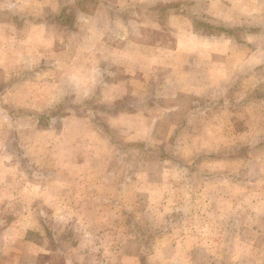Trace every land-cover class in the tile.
Masks as SVG:
<instances>
[{"label":"rangeland","instance_id":"1","mask_svg":"<svg viewBox=\"0 0 264 264\" xmlns=\"http://www.w3.org/2000/svg\"><path fill=\"white\" fill-rule=\"evenodd\" d=\"M109 1L111 6L120 7L122 12L113 13L111 11L108 24L104 29L98 23L100 16L90 28H79L77 20L80 13L75 16L72 14V9L68 12L67 24L75 26V32L72 39L67 35H62L64 41L60 47L68 48V50H63L65 52L64 68H79L81 73L77 77L78 86L75 83L71 85L70 76L64 80L63 94H58L56 99L57 103L63 100L62 103L59 102L60 105L54 108L50 96L45 95L42 100L49 97L52 104L48 108L29 109L27 106L14 108L16 104H24L23 101L7 98V96L4 98L3 84L0 85V92L2 91V94L0 93V202L7 199L12 200L13 211L16 209L19 211L21 199H24L26 203L24 210L28 208L27 200L34 203L36 197L37 199L42 198L43 204L46 201L49 202L47 207L46 204L38 205L47 216L42 224H39L38 215H33L36 218L32 217L34 225L38 223L40 227L33 230L32 239L43 242L46 248L53 252L56 251L55 254H46V257L41 258V262L48 264H65L64 256L67 253H69V259H76L80 262L87 254H84L83 250L80 252L79 248L113 250L112 264H134L133 262L136 264H173L176 259H183L182 254L174 255V251L181 248L185 238L183 223L187 224L186 229L189 226L192 229L197 228L202 223L199 221V214L205 210L204 213L211 215L210 208H217V215L222 218L218 220L222 229L216 232L215 240L212 242L213 248H228L229 243L226 241L221 245L219 239L235 229L230 230L227 226L231 224L229 217L225 219L222 216L233 214L234 217L239 218L240 215L246 213L245 205L232 207L229 203L231 199L234 202L237 201L236 204H238L239 201L243 202L242 197L245 198V191H251L252 200L255 201L253 214L258 219L264 217V205L261 206L264 200V145L258 146L247 140L251 134L256 139H264V65L255 67L252 76L243 77L241 81L239 78L240 82L238 78H233L225 92L216 94L213 92L214 98L210 96L214 88L205 86L209 93L207 100L196 98L197 102H194L192 113L202 114L196 124H192L191 121L186 125L178 124L188 115L189 109L185 107L186 100L181 104L184 106L178 109L176 115H167L171 122H176L175 127L173 126L175 132L168 133L170 126L160 127L156 132L162 137L166 135L168 139L164 142L161 141L163 140L161 137L157 139L158 143H155L154 149L159 147L161 151L156 150L155 154L152 152L148 155V158H153L154 169L157 173L163 174L164 169L159 166V163L162 165L170 158L176 170L174 173L171 172L176 175L174 178H169L168 175L165 178L172 179L173 183L179 184L177 189L179 202L167 204V199L161 197V194L146 191L145 168L151 175V182L148 184H159L161 177H155V174L150 172L148 166L145 165L147 156L144 155V150L151 146L150 142L146 144L144 138L150 132H147L146 127L142 125V119L137 117L140 111L135 108L138 104L135 96L143 98L142 94L128 91V86H132L135 81L134 67L147 69L153 64L154 71H166L167 68L163 66L170 65V60L168 58L158 59L156 67V60L147 58L149 51L155 47H161L163 53L170 51L184 35L192 39L193 45L190 46V52H192L198 51L196 43L201 35L210 37L211 40H217L214 37L222 35V44L217 42L207 45L208 49L212 47L220 49L225 45L224 40L228 38V35L241 34L244 30H235L215 23L212 16L201 12L198 7L199 3L195 4L194 1L185 2L192 9L188 14L191 17V30H186L182 26L177 27L176 21L182 17V14L172 11L173 8L170 5L174 2L169 0H157L156 6L159 8V13L152 14L138 10V5L144 4L143 0ZM99 2L102 3V0H79L73 5L75 9L97 8V11H100L96 15H100L103 7L99 5ZM174 4H181V2L176 0ZM13 16L21 24L20 15L13 13ZM141 16L148 18L140 19ZM226 16L229 17V14ZM138 19L139 21L135 22ZM30 20L31 18H28L25 24H28ZM32 21L35 19L32 18ZM255 28H257L256 23ZM26 29L20 27L18 31L14 30L13 34L16 38H22L28 34V29ZM83 33L84 37H82ZM259 37H255V40L264 42V36ZM83 38L84 41L81 42L80 39ZM102 38H105L106 42L110 39L111 44L104 45ZM87 39L92 40L87 41ZM75 40L80 43L74 45ZM51 47L49 43H46L44 51H51ZM260 50L256 58L264 60V44L262 43H260ZM90 54L95 55L93 66ZM109 57H111L110 61H108ZM77 58H79L78 62H76ZM200 59L202 58H199V61ZM94 67L96 69L94 79L86 77L88 71ZM97 69L100 72L99 75H97ZM106 70L109 71V75L104 76ZM109 81L112 85L111 92L104 90ZM116 82L124 86L121 96H115L116 90L114 91L113 86ZM154 84L153 82L150 86ZM184 89L185 85L179 86L175 82L170 91L176 90L184 96ZM150 98L153 97H147L145 101L151 100ZM175 104L178 102L175 101ZM141 108L142 111L148 110L145 106ZM71 114L75 115L77 121L70 119L69 125L63 123L61 119ZM29 115L31 117H28ZM37 119L40 123L36 121ZM206 121L212 125L207 122L200 126L202 131L206 130L201 133L204 136H197L193 141L190 140L193 136L189 134L194 133L198 123ZM39 134L44 138L43 143H38ZM69 138L78 140L75 142L80 146V149L77 148L78 154L76 152L73 155L64 154L62 147L68 144ZM93 142L96 143L95 146L92 145ZM199 145L202 146L199 147ZM225 149H232V151L228 152ZM82 152L94 153L97 156V166L111 169V176L105 178H107L106 182L111 183L116 190L110 196L111 205H95L94 217L96 216V219L94 221L80 220L77 222L76 217H73V220L70 218L74 213L73 216L76 213L82 214L83 210L77 208L74 200V195L76 196L77 193L74 194L76 189L74 190L72 186L76 183L73 182L80 179L76 178L73 166L77 161L78 164L86 165L87 158L80 156ZM165 154L168 155L165 156ZM134 168H139V175L135 176ZM126 170L130 177L128 182L132 186L127 187V192H132L134 196L123 201L124 190L119 185L123 176L119 175V172H126ZM80 173L82 174L81 181H90L91 177L87 172L81 170L78 175ZM219 175L226 179L225 185L217 182V180L221 182ZM246 177H248L249 185L245 184ZM189 182H191V187L187 184ZM84 184L86 183L83 182L81 184L83 186H77L81 188L80 192H85L86 185ZM155 199L158 205L150 203ZM11 210L1 209L0 216L10 213ZM190 214L195 217L190 218ZM61 215L64 217L58 220ZM68 222L72 228V234L63 242L53 237L55 229L61 225L64 227ZM256 222L260 227L264 226L263 221ZM237 224L238 241L241 245H246L247 233L244 232L246 229L242 227L241 221ZM222 230L225 232L223 233ZM67 231L70 232L71 229L68 227ZM206 232H208L206 235L210 236L214 229L206 230ZM256 234L254 248L264 247L263 228H260ZM72 238L75 239L72 243L79 240L73 246L74 248L71 243ZM58 248L71 249L68 250L69 252H57ZM87 253L91 260H96L95 253ZM207 260L209 262V258Z\"/></svg>","mask_w":264,"mask_h":264},{"label":"crops","instance_id":"2","mask_svg":"<svg viewBox=\"0 0 264 264\" xmlns=\"http://www.w3.org/2000/svg\"><path fill=\"white\" fill-rule=\"evenodd\" d=\"M76 1L79 0H0V85L3 84L2 89L4 88V98L7 96V98H13L14 100L21 99L23 101L24 104H16L14 105V108H20L23 106H27L29 109L48 108L52 106L50 98L54 103V108H56L59 102L63 101L60 100L57 103L56 99L58 94H63L62 87L66 77L70 76L72 80L71 85H74V83L76 86L79 85L77 77L81 72L79 68H64L65 62L63 56L65 55V52L63 50H68V48L64 49L60 47L64 41L62 35H67L68 38L72 39V35L75 32V26L72 27L67 24L68 20H66V18L69 16V10L72 9V14L75 16L80 13L79 18L77 17L79 28H90L91 24L95 23L100 16L98 23L101 24L100 26L103 27V29L108 24V16L111 11L113 13L122 12L120 7L111 6L109 0H102V3L99 2V5L103 7L101 8L102 12L100 15H96L100 11H97V8L81 7L75 9L73 3H76ZM156 1L157 0H146V3L145 0H143L144 4H139L138 10L150 14L159 13ZM169 1L175 3L176 0ZM177 1H180L181 4L171 3L170 5V7L173 8V12L182 14V17L176 21L178 23L177 27L182 26V28H186V30H191V17L188 16V14L191 13L192 9H190L185 2L194 1L195 4L199 3L198 7L201 12L208 13L212 16L215 23H219L224 27L234 28L235 30H244V32L241 34L228 35V38L224 40L226 41V43H224L225 45L223 44V48L220 49L218 47L208 49L207 45L208 43L211 44L217 42L222 44V35L214 37L217 38V40H211L210 37L201 35L198 37V43H196L198 44V51L196 50L192 52H190V46L193 45L192 39L188 35H184L181 40H178L175 48H172L170 51L163 53L161 47H155L149 51L147 58L156 60V67L158 66V59L165 60L168 58L170 60V65L163 66L167 68L166 71H154L153 64L150 67H147V69L134 67L135 81L132 86H128V91L130 93L139 92V94H142L143 96V98L135 96V99L138 101L135 108H138L140 111L138 112L137 117L142 119V125L146 127L147 132H150V134L152 133L151 136L148 134V136L146 135L144 138L146 144L148 145L150 142L151 146V148L144 150V155H146L147 158L149 153L153 152L155 154L156 150L157 152L161 151V148L159 147L154 149L155 143H158L157 139L161 137L163 139L161 140L162 142L167 141L168 139L166 135L162 137L161 134L156 132L160 127L167 125L171 127H168V133L175 132L173 126L175 127L176 122H171L167 115H176L178 109H182V106H184V104L181 105L184 103V100L187 101L185 102L187 103L185 107H187L189 111L188 115L185 116L181 122H178V124L181 123L186 125L190 123V121L192 124H196L202 114L195 115V112L192 113L194 111V102H197L196 98L197 100H207L209 97L207 94L209 93L205 86L212 87L215 90L217 89L216 91L213 89L214 91L212 90L210 92V96H213L214 98V95H212L213 92L214 94L225 92L233 78H238V82H240L243 77L247 78L252 76L255 72V67L258 68L259 66L262 67V65H264V60L256 58V55L261 51L260 43L264 44V42H260L258 39L255 40V37L260 36L259 38H262L261 36H264V0ZM13 13L20 15L22 19L21 24L20 21L16 20L13 16ZM227 14H229V17L226 16ZM146 17L147 16H141L140 19L146 20L148 18ZM28 18H31V20L28 24H25ZM32 18L35 19V21H32ZM136 21H139V19L135 20V22ZM255 23L257 24V28H255ZM20 27L27 28L28 34H25L22 38H16L13 34L14 30L18 31ZM188 33L190 35V31H188ZM82 37H84V33ZM88 40L92 39H87V41ZM80 41H84V38L82 40L80 39ZM102 42L104 45L108 46L111 44L110 39L106 42L105 38H102ZM46 43H49V45L52 46V50L49 52L44 51ZM79 43V41L75 40L74 45ZM90 55H92L91 61L93 66L95 55ZM103 55H105V53ZM140 55L143 54L140 53ZM199 58L202 59L199 61ZM108 59V61H110L111 57ZM192 59L193 61H191ZM78 61L79 58L76 59V62ZM166 63L168 64V62ZM95 70V67L89 70L86 77H92L94 79L96 76ZM99 74L100 72L97 69V75ZM107 75H109V71L106 70L104 76ZM21 78L22 80H20ZM92 82L94 81L92 80ZM153 82L155 84L150 86ZM175 82H177L179 86L185 85V89L183 90L184 96L176 90L170 91L172 84ZM108 83L107 88L104 90L111 92L112 85L110 81ZM113 87L114 91L116 90L115 96L123 95L124 86H122L121 83L118 84V82H116ZM202 87L205 89L203 90ZM25 88L27 89L25 90ZM77 89L78 87L75 89L76 92ZM0 93L2 94V91ZM45 95L50 96V98L47 97L46 100H42ZM150 96L153 98L145 101V99ZM175 101H177L178 104H175ZM140 106H145L148 110L145 109L142 111ZM204 114L206 113L204 112ZM71 115L63 117L61 119L62 122L69 125L68 121L70 119L77 121L75 115ZM28 117H31V115ZM36 121L39 122L40 120L37 119ZM207 122L212 125L209 121L198 123V127L193 131L194 133L189 134V136H193L190 140L193 141L197 136H204L201 133L206 130L202 131L200 126ZM38 137V143H43L44 138L40 136V134ZM247 140H250V142L257 144L258 146L261 144L264 145L263 138L256 139L252 134L249 135ZM77 141V139L74 140L69 138L68 144L62 147L64 154L73 155L74 152L78 154L77 148L80 149V146L78 143L75 144ZM260 141L262 142L259 143ZM92 145L95 146L96 143L93 142ZM201 146L202 145H199V147ZM229 151H232V149L228 150V152ZM167 155L168 154H165V156ZM80 156L87 158V163L86 165H82L78 164L77 161L73 166L76 178L80 180L74 181L73 183L76 184H73L72 188L76 189H74L76 191L74 194L77 193L76 196L74 195V200L76 201L77 208H81L83 212L82 214L76 213L75 216H73L75 213L72 214L70 219L73 220V217H76L75 219L77 222L80 220L94 221L96 219V216L94 217V209H96L95 205H111L110 196L116 188L111 186V183L109 184L106 182L107 178L105 177L111 176V169L97 166V156H95L94 153L82 152ZM159 157H161V155H159ZM147 158L145 159V165L148 166L150 172L155 174V177H161V182L159 184H148V182H151V175L147 173L145 168L144 182H146V191H154V193L161 194V197L167 199V204L178 203L177 189L179 188V184L176 182L173 183L172 179L165 178L167 175L169 178H174L176 176L171 173L176 171L174 165L170 162L171 158L167 160L166 163H161L162 165L159 163V166L164 169L163 174L155 171V162L153 158ZM81 170L89 174L91 177L90 181H81L82 174L80 173V175H78V172ZM134 173L135 176L139 175V168H134ZM120 174L123 176L122 182H120L119 185L121 189L124 190V201L125 199L132 198L134 195L132 192H127V187H132L128 182V178H130L128 176V171H120L119 175ZM220 178L221 182L218 180L217 182L225 185V183H227L226 179L221 176ZM244 181L245 184H250L248 177H246ZM83 182L86 183L84 184L86 185V190H84L85 192H80L81 188H77V186H83L81 185ZM137 184L138 183H136V185ZM187 184L191 187V182ZM198 186L201 187L200 185ZM138 189L141 190V188ZM160 191L162 192L160 193ZM251 193L252 192L249 190L245 191V198L242 197L243 202L239 201L238 204H236L237 201L234 202L232 199L229 202L232 207L245 205L246 213L244 215H240L239 218L234 217L233 214H224L222 216L225 219L229 217L231 224H228L227 226L230 230L232 228L235 229L229 231L225 236L223 235L219 239L221 245L227 241L230 245L229 247L227 246L228 248H213L214 245L212 242L215 240L214 237L217 234L216 232L222 229L221 224L218 222L219 219H222L220 215H217L218 209L210 208V213L212 212L211 215L204 213L205 210H203L202 213L199 214V221H202V223H200L197 228L192 229L191 226H189L188 229H186L187 224L183 223L184 232H186L184 233L185 238L181 248H177L174 251V255L176 256L182 254L183 259H176V262L173 264H264V247L258 246V248H254L255 236H257L256 232L260 228H263L264 230V226L260 227L256 221L264 222V217L262 219L255 218V214H253L255 201L254 199L252 200L253 196ZM41 199L42 198L40 197L38 199L36 197L34 203H32L31 200H27L29 209L27 208L26 210H24V208H26V203H24V199H21V207L19 211L16 209V211H18L16 214V211H13L12 200L7 199L6 201L0 202L1 209H12L10 213L1 214L0 216V264H48L47 262H41V258L43 256L46 257V254L51 255L56 252L46 248L45 245L42 244L43 242L40 243L38 240L32 239L33 230L40 228L38 223L35 226L34 222H32V219L36 218L33 217V215H38L39 224H42V222L45 221V218H47L44 211L41 210L39 206L46 204L47 207L49 202L44 201L45 203L43 204ZM150 203L158 205L156 199L152 200ZM252 203L254 204L252 205ZM263 205L264 200L262 201L261 206ZM63 206L65 207L64 204ZM64 215H61L58 220H61ZM90 216L92 218H90ZM194 217L195 215L190 214V218ZM239 221H241L242 227L246 229L244 231L247 233L246 245H241L238 241L239 228L237 223ZM68 227L71 229L70 232H66ZM211 229H214V232H212L210 236L206 235V233H208L206 230L211 231ZM222 231L223 233L225 232L224 230ZM135 232L137 233L136 230ZM71 234L72 228L68 222L64 227L61 225L56 228L55 236L53 237L61 239V242H63ZM74 238L71 239V243L75 241ZM78 241L79 240L77 239V242ZM77 242L72 243V247L76 245ZM243 246H245V248H241ZM58 249L57 252H67L71 248ZM78 250H83L84 254H87V256L84 255L83 259L78 262L76 259H69V253H67L64 256L65 264H81V262L82 264H97V262H100V264H112L111 259L113 257V250L110 251L108 248H79ZM87 252L95 253L97 255L95 256L96 260H91V257L88 256ZM209 253L212 256L207 255ZM207 258H209V262ZM133 263L136 264L135 262Z\"/></svg>","mask_w":264,"mask_h":264}]
</instances>
